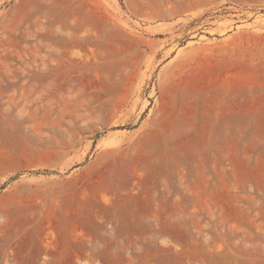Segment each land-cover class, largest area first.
<instances>
[{
	"label": "rangeland",
	"instance_id": "obj_1",
	"mask_svg": "<svg viewBox=\"0 0 264 264\" xmlns=\"http://www.w3.org/2000/svg\"><path fill=\"white\" fill-rule=\"evenodd\" d=\"M0 264H264V0H0Z\"/></svg>",
	"mask_w": 264,
	"mask_h": 264
}]
</instances>
